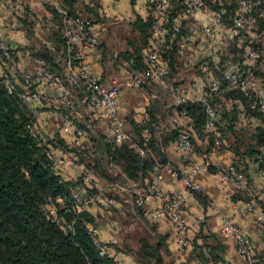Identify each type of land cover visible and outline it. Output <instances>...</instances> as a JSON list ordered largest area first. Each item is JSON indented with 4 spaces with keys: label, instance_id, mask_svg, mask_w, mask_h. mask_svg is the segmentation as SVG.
I'll return each instance as SVG.
<instances>
[{
    "label": "crops",
    "instance_id": "obj_1",
    "mask_svg": "<svg viewBox=\"0 0 264 264\" xmlns=\"http://www.w3.org/2000/svg\"><path fill=\"white\" fill-rule=\"evenodd\" d=\"M60 1V0H59ZM26 6V11H20L14 0H0V36L4 38L9 46L13 49L15 62L21 70L36 73L42 65H48L47 61L41 53L47 49L53 53V62L57 67L52 70L60 74L65 68L66 53L58 46L61 36L64 35L63 16L53 3H48L46 0H23ZM188 0H170V8L180 10L187 4ZM57 9L60 13L57 17L53 9ZM218 6L209 2L205 9L198 11L194 15L189 16L183 21V33H190L192 41L189 42L186 55L181 56L177 53H172L171 72L167 76L172 83L182 84L187 89L186 99H181V96L174 93L169 88L164 86V82L159 88L156 84H147L138 88L123 87L121 95V115L126 122V130L130 134L131 139L128 141L133 146L138 144L134 138L133 125H144L150 119V108L154 102H158L160 109L164 113L162 116V127L169 126L175 128L172 123L174 116L182 118L183 127L189 130L193 139L196 142L197 151L194 154L182 153L174 150L172 147H167L169 162L163 166V178L159 179L157 173L153 172L149 176L143 177L139 181H133L127 178L126 174L119 166L110 165L108 172L115 177L113 180H108V187L111 193L115 195L117 201L115 207L120 210L119 213H125L131 209L134 213L136 204L134 195L142 197L152 193L146 202L147 208H157L169 201L171 196L176 192L183 193L186 196L184 205V213L188 218L189 223V246L183 250L178 241L177 232L171 221L167 218L150 219V222L156 226V231L167 235V243L169 249L173 253L178 263L191 260V264H203L204 261L199 258V254L211 257L209 249L202 247L204 243L212 247H218L220 244L224 248L220 249L219 253L224 261L228 264H243V259L238 252L237 243L234 237L223 231V214L228 213L233 217V221L249 235L258 245V254H263L264 244V225L257 220L255 214L243 211L242 214H235V204L245 203V200H233L235 190L232 185H228L223 180V174L229 173L230 168L235 163L237 157L232 148L233 139L230 134L225 135L223 143L216 145L211 142L206 136L204 139L198 137L192 118L187 117L185 113H180L178 105L184 101H199L205 87L221 78L225 79V74L229 71H240L242 74H248V66H251L243 58L242 62L234 61L231 51V46L236 42V46L240 47V42L235 40L227 28H218V40L212 45L209 44L204 27L210 23L215 16V11ZM77 14L89 18L94 22L96 32L101 35L99 45L85 50L84 55L87 63L90 65L93 73L99 80L107 85L113 84L121 73L116 63L126 62V59L116 57L129 48V40L136 35L131 23L140 16L144 19H149L153 16L152 9L145 0H80L78 4ZM63 27V28H62ZM62 33V34H61ZM60 37V38H59ZM57 43V45H56ZM246 50L254 48L248 43L245 46ZM147 48V47H146ZM143 48L142 54L146 51ZM59 49V50H57ZM244 52V54H245ZM243 54V56H244ZM263 57V54H262ZM256 64H262L259 59ZM127 64V63H126ZM128 68L129 65H126ZM257 67V70L258 68ZM143 67H134L133 69L140 70ZM131 69V68H130ZM0 70L2 73H10L6 61L0 59ZM15 84L20 90L28 88L23 78L19 75L11 73ZM255 89L258 94L264 99V87L254 80ZM167 82V81H166ZM256 83V84H255ZM228 89L231 88L228 83ZM158 88V90L156 89ZM143 90L145 99L143 103L133 108L127 115V96L129 91ZM152 91L158 92V97L154 98L151 95ZM53 91L49 90V93ZM75 101V129L83 130V136L80 140V145L86 151L97 144V138L101 134L108 136L115 143L110 135V126L108 121H95L90 114L89 106L83 102L78 91L73 94ZM35 116V122L44 129L50 137V149L58 154L67 155V160L62 165L60 174L66 180H76L78 177H91L96 181V184L103 180L97 172L90 169L82 159L74 160L70 157V152L73 147L74 131L65 133L61 129L62 111L43 106L41 103L24 102ZM239 109L238 128L245 126H257L263 124L260 118L256 116H248L245 106L240 100L224 99L220 104V109L232 110L234 107ZM147 110L148 118H144L143 111ZM54 118L53 128L51 121ZM221 115L217 116V120H221ZM51 130V131H50ZM149 135L146 136L145 132ZM144 135L149 138L150 132L144 130ZM64 140L66 147H62L57 137ZM95 137V139H94ZM127 142V141H126ZM210 161L217 171L212 172L210 167L206 171H201L196 177V181L200 187V193L196 195L193 190L186 187L183 180L176 178L172 171L168 168L171 165L175 169L183 168L187 163L196 162L202 163ZM210 165V166H211ZM245 174L247 178L246 191L249 190L256 199V205L264 209L257 202V198L264 202V175L258 172L259 163L254 158L245 157L244 164ZM113 169L117 170L113 173ZM122 176L119 180L118 176ZM86 182V181H85ZM98 182V183H97ZM87 184V183H86ZM85 184V185H86ZM80 186L83 191H87V186ZM107 186V185H106ZM156 191H161L162 194H157ZM137 197V198H138ZM209 205H215L217 208H209ZM88 210L95 216H104L109 213L105 206L96 204L88 207ZM133 220V219H132ZM131 220V222H132ZM122 224L117 219L103 217L100 220L99 238L109 244L108 252L116 257L118 264H135L134 257L130 253L118 251L114 243H120L123 238ZM146 229V228H145ZM148 229V228H147ZM215 233L217 238L208 236L210 233ZM206 237L204 240L203 237ZM200 247H195L194 243Z\"/></svg>",
    "mask_w": 264,
    "mask_h": 264
},
{
    "label": "trees",
    "instance_id": "obj_2",
    "mask_svg": "<svg viewBox=\"0 0 264 264\" xmlns=\"http://www.w3.org/2000/svg\"><path fill=\"white\" fill-rule=\"evenodd\" d=\"M60 2L70 14L77 13L80 0H60ZM53 11L58 17L60 13L57 9L54 8ZM177 11L170 8L171 13ZM228 11L229 17L235 13H232L229 7ZM131 25L136 35L130 38L129 48L116 57V60L126 59V62L116 63L118 68L120 64H128L131 69L138 66L144 68L142 50L150 44L153 16L149 19L137 16ZM258 32L264 33V15L259 21ZM56 42H59L58 46L66 53L67 44L64 35ZM234 47L236 42L231 46L232 58L240 62L243 59L238 56ZM257 47L254 46L255 49ZM238 52L243 56L240 51ZM172 53L176 52H171V58ZM41 55L47 61L46 67L52 70L57 67L52 60L51 51L45 49ZM262 59L264 60V54L263 57L260 55L259 61L261 62ZM63 73L64 69L60 74ZM254 80L261 84L262 88L264 87V62L263 66L254 73ZM220 81L223 91L210 99L216 112L214 123L222 138L230 134L233 139L232 148L237 156L234 160L235 165L245 173L243 166L245 157L254 158L259 163V155H261L264 160V119L259 108L252 107L254 102H261L264 99L256 92H253V96H249L245 91L237 88L227 90L228 82L224 78ZM253 86L251 85L250 88L253 89ZM22 91L15 84L14 90L10 92L6 83L0 81V264H118L116 257L109 252L101 254L98 237L91 232V227L98 228L100 220L106 216L117 219L122 224V241L119 244L114 243V246L118 251L132 254L135 264H191L190 259L180 263L176 261L169 249L167 235L156 231L154 223L145 216L144 208L137 205V195L133 198L136 204L134 213L131 209L124 214L119 213L120 210L114 206L115 203L101 204L109 211L102 217L93 215L88 208L81 211L76 209L73 195L76 190H82L80 188L82 184L87 183L85 177L82 175L76 180H66L62 174L53 169L52 161L48 156L50 137L47 134V141L43 142L32 134L31 125L36 118L24 103L21 97ZM230 98L240 100L245 106L247 115L260 118L263 124L254 127H236L239 109L236 106L232 110L220 109L223 100ZM177 107L180 113L192 118L199 138L204 139L208 136L209 140L215 143V137L206 130V122L210 115L207 106L201 100H184ZM150 112V119L144 125L135 123L132 129L134 140L139 145L150 148L151 153L148 155L140 154L128 141L117 144L105 134L98 136L97 144L91 149L86 151L81 145H73L71 152L78 154L79 159L107 181L115 178L108 172L110 165L119 166L127 178L133 181H139L153 172L156 173L158 165L162 171L163 166L169 162L167 147H172L180 131L185 128H182L183 124L175 128L171 125L169 128L167 125L162 127L164 113L158 102L153 103ZM219 115L221 120H217ZM145 129L150 132L149 138L144 135ZM57 139L62 147H66L63 139L59 136ZM192 142L196 153L197 146L193 137ZM210 170L217 171L213 165L210 166ZM95 183L96 181L93 180L86 184L89 185L88 193L96 192ZM109 194L117 201L114 194L111 192ZM232 198L234 201L242 199L245 202L256 199L246 189L236 190ZM257 202L264 207L263 201L257 198ZM51 209H54V214L50 212ZM208 236L217 238L212 232ZM203 238L206 240L205 236ZM132 242L136 244L134 252L130 249ZM109 244L106 245L109 247ZM189 244L188 238V245L183 250H186ZM194 245L200 247L196 242ZM202 247L209 249L211 254L209 258L199 254L203 263L208 260L224 261L219 253V250L224 248L222 244L212 247L204 243ZM256 258L257 264H264V253H257Z\"/></svg>",
    "mask_w": 264,
    "mask_h": 264
},
{
    "label": "built area",
    "instance_id": "obj_3",
    "mask_svg": "<svg viewBox=\"0 0 264 264\" xmlns=\"http://www.w3.org/2000/svg\"><path fill=\"white\" fill-rule=\"evenodd\" d=\"M20 11H26V6L23 0H14ZM48 3L56 5L63 16L64 21V37L66 39V59L63 74H58L42 65L36 73L21 70L15 62L13 49L7 41L0 36V59L8 64L10 73L5 74L0 70V81L6 83L7 88L12 92L15 88L12 74L19 75L23 78L27 89L21 92V97L24 101L41 103L45 107L60 109L62 111L61 129L65 133L74 131L72 145H80V140L83 136V130L75 129V101L73 94L78 91L83 102L90 109L91 117L95 121H108L110 126V135L118 143H123L131 139L130 134L126 130V122L121 115V95L123 87L138 88L147 84H157L170 74L171 72V52H176L178 55L185 56L186 49L192 35L184 34L183 21L198 11L206 8L209 2L218 6L215 11L214 18L208 25L204 27L207 40L210 45L218 40V28H227L232 35L238 37L242 34L245 27L256 20L258 15H263L262 8L255 10V16L249 14L248 4L241 0L238 9L229 17L228 0H188L187 4L180 8L176 13L170 12V0H145L152 9L153 25L150 44L144 53V68L130 69L126 65L120 66V77L114 80L113 84L107 85L99 80L93 73L90 65L85 59V50L95 47L100 42V35L96 32L95 25L91 19L85 18L80 14H70L62 7L59 0H46ZM228 16V18H227ZM245 60L252 66L260 57V53L255 48H249L244 54ZM225 80L230 84L231 88H237L246 92L247 95L253 96L257 93L254 82L252 81V72L242 74L240 71H229L225 74ZM251 85L253 89H251ZM164 86L169 88L174 93L181 96V99H186L187 88L182 84L164 82ZM49 90L53 91L49 93ZM223 91L222 83L219 80H214L209 83L200 98L207 106V112L210 117L206 122V130L215 137V144L221 145L223 138L220 132L216 129L214 117L216 112L210 103V99ZM152 97L157 98L158 92L152 91ZM252 107H258L262 112L264 119V101L254 102ZM144 118H148L147 110L143 111ZM172 123L175 127L183 124L180 116H174ZM31 132L43 142L47 141V133L37 122L31 125ZM149 135L148 131L145 132ZM134 147L142 155L151 153L150 148L134 144ZM176 151L188 154H194L195 149L192 142L191 133L188 130L182 129L178 139L172 145ZM70 157L74 160L79 159V155L70 152ZM48 156L52 161L53 169L60 173L62 165L67 160V155H58L51 149L48 150ZM258 172L264 175V160L259 155ZM212 163L205 161L202 163L191 162L187 163L181 169H175L171 165L168 168L176 178L183 180L186 187L193 190L195 193H200L199 184L196 177L199 172L209 169ZM156 173L159 179L163 178L160 165L156 167ZM87 183H91L93 178L86 177ZM223 180L226 184L232 185L233 190H241L246 188L247 178L243 171L239 170L235 163L230 168L229 173L223 174ZM96 192L88 193L83 190L74 192L75 207L81 211L89 206L96 204H114L115 198L110 195L101 186L94 184ZM157 194H162L161 191H156ZM138 197L137 205L144 208V214L147 218L158 219L167 218L174 226L178 241L182 248L188 245L189 223L186 214L184 213V205L186 196L183 193L176 192L171 196L169 201L157 208H147L146 202L150 195ZM217 208L215 205H209V208ZM243 211H248L255 214L257 220L264 225V210L255 204L254 201L237 203L234 206L235 214H242ZM54 214V209L50 210ZM223 231L230 233L236 243L243 264H257V253L259 250L255 241L233 221V217L224 213L223 216ZM91 232L97 236V242L101 248V254L108 252V246L99 238V229L91 227ZM264 250V244L262 247ZM203 264H228L225 261L208 260Z\"/></svg>",
    "mask_w": 264,
    "mask_h": 264
},
{
    "label": "rangeland",
    "instance_id": "obj_4",
    "mask_svg": "<svg viewBox=\"0 0 264 264\" xmlns=\"http://www.w3.org/2000/svg\"><path fill=\"white\" fill-rule=\"evenodd\" d=\"M243 1H245L248 4L249 14H252L255 16L256 15L255 10H258L260 8H262L264 10V0H243ZM240 3H241V0H228L227 1V5H228L229 9L232 11V13H234L238 9ZM263 15H258L254 22L249 23V25L245 27L246 29L243 30V32L240 36L233 38V39L238 40L240 42V45H241L240 47H237V46L234 47L236 49V53L238 54V56L240 58L243 59V56L240 55V53L238 51H240L242 54H244V52L246 50L245 46L247 43L249 45H252L255 47L258 46L256 49L259 51L260 55L264 54V33L258 32L259 21ZM242 61H240V62H242ZM262 61L264 62L263 59H262ZM262 66H263V63L262 64L260 63V67H262ZM248 67H249L248 73L252 72V76H253L254 73L257 71V67H259V64H255V65L248 66ZM165 80L167 82H172L169 79L167 80V77L165 78ZM156 85H158L159 88H162L160 83H157ZM156 89L158 90V88H156ZM129 94L130 95L127 96V107H126L127 115L133 110L134 107L140 105L141 103L144 102V100H146L143 90L129 91ZM53 122H54V118L51 121V125H52L51 130L54 131ZM116 171L117 170L113 169V173ZM118 177H119L118 178L119 180H122V176L119 175ZM98 185L101 186L102 189H104V191H107L109 193L111 192V190H109L110 187H108V182L106 179L103 178V180H100V183H98ZM133 242L135 243L136 241L134 240ZM133 242H132L130 249H131V251L134 252L136 244H133Z\"/></svg>",
    "mask_w": 264,
    "mask_h": 264
}]
</instances>
